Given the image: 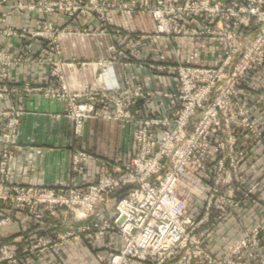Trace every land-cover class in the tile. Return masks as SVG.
Segmentation results:
<instances>
[{
	"label": "built area",
	"instance_id": "obj_1",
	"mask_svg": "<svg viewBox=\"0 0 264 264\" xmlns=\"http://www.w3.org/2000/svg\"><path fill=\"white\" fill-rule=\"evenodd\" d=\"M86 1L36 0V5L30 4L28 8L40 14L59 12L71 20L77 15H95L104 27L105 15L113 9L138 12L151 18L154 42L164 37L168 43L174 40L184 46L182 54L169 45L164 53L158 51V62L164 66L156 70H164L171 76L172 91L143 93L140 86L130 90L125 85L97 89L89 93L88 104L74 114L75 118L99 117L133 126L132 146L125 162L121 165L102 162V174L111 168L117 177L100 179V190L92 187L90 191L92 198H96L104 189L109 193L128 188L113 209L116 232L113 237L120 240L121 247H116L114 238L105 246L112 256L109 264H129L132 260L167 264L179 250L199 249L191 237L197 223L187 215V206L176 194L185 167L196 163L203 181L214 186L212 193L206 190L208 208L210 198L220 193V187L242 183L241 163L249 147L236 150L239 131H244L248 139L261 140L264 136L250 115L251 106L264 99V92L250 104L242 102L239 96L244 77L256 75L264 66V0H126L117 6L103 0ZM7 7L25 9L22 3ZM44 24L53 31L50 23ZM6 29L4 33L8 36L11 28ZM75 34L74 28L67 33ZM56 53L59 56V51ZM171 57L175 62L169 60ZM68 97L75 103V98L81 96L70 93ZM146 97L156 101L154 116H148L138 107ZM13 125L11 121L10 129ZM223 132L227 135L220 138ZM234 190H230L228 199L235 198ZM4 194V200L26 202L23 188L5 189ZM261 224L247 234L260 235L264 231V219ZM191 262V256H187L178 264Z\"/></svg>",
	"mask_w": 264,
	"mask_h": 264
},
{
	"label": "rangeland",
	"instance_id": "obj_2",
	"mask_svg": "<svg viewBox=\"0 0 264 264\" xmlns=\"http://www.w3.org/2000/svg\"><path fill=\"white\" fill-rule=\"evenodd\" d=\"M4 1L6 0H0V8L5 6ZM125 1L103 0L104 3L115 4V6L122 2L125 3ZM35 2L36 0H29L25 3L14 1L10 5L22 3L25 9L13 8L9 11H26L38 17L51 14L62 15L59 12L40 14L30 10L29 5H36ZM105 17V27L95 15H77L74 20H71L75 21L76 24L70 27H60L42 18L37 26L32 28L8 24L0 25V89L3 91L7 89L8 91L7 93L0 91V231L13 225V232L17 233L7 237L0 232V264H87V262L109 264L112 256L105 246L114 238L116 247H121L119 245L121 244L120 240L113 237L116 233L113 223V209L120 196L128 188L111 190L109 193L108 190L104 189L106 193L100 191L97 194L99 197L96 198H92L90 191L92 187H97L98 191L100 190L98 187L100 179L117 177L111 168L106 171V174H102L104 166L102 162L109 161L111 164L121 165L125 161L102 160L93 181L82 186L75 185L74 180L71 179L66 184L61 182L54 185L17 184L12 180L11 168L14 149L19 143L20 124L27 112L26 108L29 106L35 113L39 109L33 101H30L31 97L63 103V112L57 116H63L71 124L70 134L65 138L64 145L68 148L72 144L73 148L69 155V171L74 174L78 173L80 169H85L90 160V155L78 143L83 141L84 122L88 119L120 121L105 120L99 117H74L75 111L90 101L89 93L97 89H109L111 86L118 85L112 82L110 72L112 65L118 67L125 88L129 87L132 90L135 86H140L143 93L173 90L151 88V84L156 82L158 78L164 76L171 78L170 75L165 74L164 70H156L161 65L158 62L160 61L158 60V51L164 53L165 47L169 45V48L179 50L182 54L183 44H176L174 40L168 43L164 37L158 38L154 42V24L150 22L151 18L146 14L124 13L113 9L106 13ZM84 19H91V24L95 23V25L92 27L84 26L82 24ZM45 22L52 25L53 31L48 30ZM7 27L11 28V34L8 36L4 33ZM71 28L76 30V34L68 36L67 33ZM116 30H120L122 33L120 35L114 33ZM73 36L78 38L81 45L87 39L102 37L103 40L105 39L104 49L112 48V51H107V58L93 57L89 60L75 61L73 57H64L62 56L61 44ZM16 41L18 45H16ZM56 51H59V56ZM172 57L169 60L175 62V58ZM11 60H20V62H11ZM74 64L80 68L89 64L94 65L95 83L93 85L90 83L80 85L72 83L65 71H72ZM263 69L264 66L256 75L251 74V76H260ZM20 70L24 72L18 74ZM88 76L91 74L86 77ZM246 77L247 75L242 81L241 88ZM241 88L239 89V96L245 104H250L254 98L256 99L264 92V89H258L249 101H245L244 99L248 96L246 92H241ZM69 92L71 95L81 97L75 98V103L71 102V98L68 97ZM146 98L144 102L152 100L153 97ZM261 103H264V99L253 105H260ZM140 104L138 107L141 109ZM253 105L250 109L253 124L257 130L264 131L262 123L251 114ZM112 106L114 105L112 104ZM44 114L47 115L48 113ZM82 114L85 116L84 113ZM147 115L150 116V114ZM11 121L14 125L10 129ZM122 123L130 129L131 147L133 126L125 122ZM12 130L13 133H11ZM244 134V131H239L235 140L237 151L249 147L245 156L243 155L244 158L241 163L242 183L234 182L233 186L220 187L218 190L220 193L214 198H210L211 202L208 208L209 195L206 190L209 189V193H212L214 186H209L208 182L203 181L202 173L196 163L193 164L192 162L185 167L183 175L177 183L176 194L180 201H183L187 206V215L193 217L197 223V228L191 237L192 242L198 243L199 249L193 247L188 252L185 249L179 250L178 254L167 264H178L182 257L187 256H191V264H264V231L260 235L247 234L255 227L262 226L264 209L255 210L256 217L250 221L249 226L236 216L237 211L250 209L251 199L254 198L259 187L256 182H251L245 173L248 156L251 151L257 148L264 151V136L261 140L254 137L248 139ZM226 135L227 133L223 132L220 138ZM73 143L78 144L73 145ZM4 145H6V149L3 148ZM130 147L122 152L125 157ZM228 164L229 160L226 161V165ZM237 178L239 179V177ZM184 179H186L187 187L183 190L186 191L185 196L190 201L179 196V187H183L182 181ZM256 181H264V172ZM15 187L26 190V202L24 204H18L15 199L11 198L3 199L5 189ZM232 188L235 189L233 200L227 198ZM42 197L45 199L44 202L43 200L40 201ZM85 213L88 215L83 217L82 215ZM232 218H235L241 234H238L234 241L230 239L231 234L226 235L228 236L226 239L221 238L225 241H221L222 247L226 246L221 250L214 248L212 243L211 248H208L204 240L208 233L213 230L217 223L228 219L232 220ZM70 243H78L76 244L77 247L81 244L86 247L87 256L83 257L80 247L76 249L74 256L71 255L70 247L72 245Z\"/></svg>",
	"mask_w": 264,
	"mask_h": 264
},
{
	"label": "crops",
	"instance_id": "obj_3",
	"mask_svg": "<svg viewBox=\"0 0 264 264\" xmlns=\"http://www.w3.org/2000/svg\"><path fill=\"white\" fill-rule=\"evenodd\" d=\"M14 1L25 3L29 0L4 1L5 6L0 8V25L8 24L10 26L32 28L37 26L41 18L47 19L60 27H70L76 24L75 21H71V19L59 14L38 17L26 11L11 12L7 8V4H11ZM150 22L152 23L151 20ZM82 24L88 27L95 25V23L91 24V19H84ZM104 42L105 39L103 40L102 37H99V39L91 38L85 40L81 45L77 37H69L61 44L62 56L73 57L75 61L89 60L93 57L107 58L108 52L104 49ZM16 45H18L17 41ZM93 70L94 65L92 64L81 68L74 64L73 70H66L65 73L72 83L79 85L90 83L93 85L95 83ZM23 72L24 71L20 70L18 74H22ZM110 72L112 74V82L124 86L121 73L116 65L111 66ZM89 74H91V76L86 77ZM151 88L172 90L174 89V82L165 76L160 77L156 82L151 84ZM258 89H264V69L260 76L255 77L247 75L244 85L241 88V92H246L248 96L244 100L249 101ZM30 101H33L34 105L39 109L37 113H35L34 110L28 106L26 108L27 112L21 120L19 143L14 149V156L11 161L13 182L17 184L38 183L42 185H54L57 182L66 184L71 179L74 180L75 185L82 186L93 181L102 160L125 161L126 157L122 152L126 151L131 145L130 129L120 121L88 119L83 125V141H79L78 143L90 155L89 164L85 169H80L78 173L71 174L69 171V155L73 147L72 144L71 146L69 145L68 148L64 145L66 142L65 138L70 134L71 124L63 116H57V114L63 112V103L60 101L39 99L37 97H31ZM140 105L142 112L152 116L156 115L155 100H148ZM44 113L48 114L46 115ZM251 114L258 119L264 127V103L256 106L253 105ZM31 140H33V142H30ZM78 143H73V145ZM189 171L191 170L189 169ZM263 172L264 151L257 148L251 151L248 156L245 173L248 175V178H250V181L256 182L259 187L254 198L251 199L250 209L236 212V216L245 221L247 226H249L250 221L256 217L255 210L264 209V181H256L262 176ZM182 184L183 187H179V196L190 201L188 200L189 198L185 196L186 191L183 190L187 187L186 179L182 181ZM252 202L254 203L252 204ZM234 219L235 218H232L233 221L228 219L217 223L213 230L205 237V245L211 248L210 245L212 243L214 248L221 250V248L226 247H222L221 241H225L221 238L226 239L228 237L226 235L230 234L232 235L230 239L234 241L237 235L241 234L240 230L237 228V222H235ZM12 226L13 225L1 230V234L7 237H10L12 234H17L13 232ZM76 244L78 243H70V245H72L70 247L71 255L74 253L76 254V249L80 247L79 249L82 251L83 257H86L87 248L82 244L77 247ZM87 264H93V262H87ZM131 264L142 263L132 261Z\"/></svg>",
	"mask_w": 264,
	"mask_h": 264
}]
</instances>
